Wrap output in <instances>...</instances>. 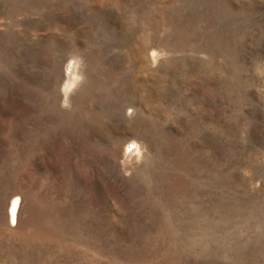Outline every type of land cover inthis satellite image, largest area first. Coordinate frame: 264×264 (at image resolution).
Masks as SVG:
<instances>
[{
	"label": "rangeland",
	"instance_id": "obj_1",
	"mask_svg": "<svg viewBox=\"0 0 264 264\" xmlns=\"http://www.w3.org/2000/svg\"><path fill=\"white\" fill-rule=\"evenodd\" d=\"M0 264H264V0H0Z\"/></svg>",
	"mask_w": 264,
	"mask_h": 264
},
{
	"label": "bare ground",
	"instance_id": "obj_2",
	"mask_svg": "<svg viewBox=\"0 0 264 264\" xmlns=\"http://www.w3.org/2000/svg\"><path fill=\"white\" fill-rule=\"evenodd\" d=\"M74 75L75 74H72L73 80H74ZM131 157H132V149L130 148V146H128L124 151L123 158L124 160H129ZM22 210H23V205L20 202V196L17 195L13 196L11 198L10 210H9V215L12 222H17L19 220L22 214Z\"/></svg>",
	"mask_w": 264,
	"mask_h": 264
}]
</instances>
